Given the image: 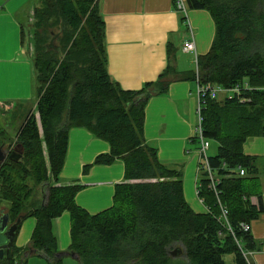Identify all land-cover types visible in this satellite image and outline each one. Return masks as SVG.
I'll return each mask as SVG.
<instances>
[{"label":"trees","instance_id":"16d2710c","mask_svg":"<svg viewBox=\"0 0 264 264\" xmlns=\"http://www.w3.org/2000/svg\"><path fill=\"white\" fill-rule=\"evenodd\" d=\"M185 2L187 13L211 14L216 31L210 50L197 56L196 70L181 72L168 45L166 68L136 90L124 89L108 71L100 0L30 2L31 25H22V40L34 69L35 110L9 140L8 124L0 121V148L10 154L18 144L23 147L18 161L7 157L0 164V201L9 203L2 209L12 221L33 217L36 223L29 247L14 243L0 264H24L30 249L47 264H64L53 225L64 212L72 218L70 252L79 264H228L226 254L233 255V264H253L249 251L259 250L261 242L242 224L264 212V196L257 158L244 146L264 137V0ZM176 80L224 88L248 84L240 95L200 100L203 136L219 143L217 154L209 156L216 188H210L208 175L196 188L205 213L195 212L185 199L183 167L160 160L144 136L148 101L167 94ZM74 127L109 143L110 152L97 156L95 164L125 165L113 205L97 214L77 204L80 184L60 183ZM195 140L199 149L197 135ZM178 249L181 253L172 255Z\"/></svg>","mask_w":264,"mask_h":264},{"label":"crops","instance_id":"0c3cea01","mask_svg":"<svg viewBox=\"0 0 264 264\" xmlns=\"http://www.w3.org/2000/svg\"><path fill=\"white\" fill-rule=\"evenodd\" d=\"M31 1L0 0V109L4 103L9 104L12 111L18 107V119L7 125L13 131L29 111L35 110L34 69L29 48L22 40V25L28 26ZM100 6L105 21L108 71L124 89H140L147 82L157 80L170 61V44L175 49L172 58L177 70H192L185 58L195 54L183 52L184 42L193 33L199 56L208 53L215 36V23L207 10H188L187 19L182 21V13L176 10L174 0H100ZM197 106L196 81L172 82L167 94L155 95L148 101L144 136L148 143L157 147L160 160L183 167L185 199L195 212L205 213L207 208L196 189L201 163L197 151L199 144L194 141ZM244 151L257 159L264 157V137L250 138ZM109 152V143L87 129L74 127L70 130L60 183L76 181L82 186L76 202L90 214L113 205L116 184L125 178L122 160L95 164L97 156ZM252 200L258 202L256 197ZM35 223L33 217L21 220L14 242L17 247H29ZM53 225L64 264L66 259L79 264L76 259H70V213L64 212L54 219ZM250 226L261 246L259 250L249 251V256L253 264H264V212ZM25 254L39 257L33 249Z\"/></svg>","mask_w":264,"mask_h":264},{"label":"built area","instance_id":"2783aa9c","mask_svg":"<svg viewBox=\"0 0 264 264\" xmlns=\"http://www.w3.org/2000/svg\"><path fill=\"white\" fill-rule=\"evenodd\" d=\"M176 6L177 9L179 11H181L184 14H187V6H186V2L185 0H176ZM183 52L185 53H194L196 60H197V52H196V44H195V40H194V35L193 33L191 34V36H189L187 38V40L184 42L183 44ZM248 84H245L243 87H241L239 84H237L236 86H234L233 88H224V87H219V86H212L210 84H205V85H200L199 83H197V95H198V106H197V128H196V135L199 137L200 139V147L197 150L198 154L201 158V163L200 165L202 166V168H204L207 172H208V178L210 179V188H216V185L218 183V179L215 177L214 175V171L209 163V155H208V150L210 148V142L208 139H206L203 136V129H202V115H201V111H202V107H201V103L200 100L201 98L205 97V96H209L211 98H218V95L221 92H225L227 95H231V94H238L240 95L242 93V88H247ZM264 91V88H263ZM200 167V166H199ZM201 169V168H199ZM239 171L241 175L245 174V170L239 166ZM203 202V200H202ZM226 215H227V210L223 207L222 208V218L226 220ZM226 224L228 225V227L231 229V227L229 226L228 222H226ZM242 227L245 231H249L251 230V226L248 223H243Z\"/></svg>","mask_w":264,"mask_h":264},{"label":"rangeland","instance_id":"374dc122","mask_svg":"<svg viewBox=\"0 0 264 264\" xmlns=\"http://www.w3.org/2000/svg\"><path fill=\"white\" fill-rule=\"evenodd\" d=\"M31 25V22H28V26ZM27 44V42H26ZM179 55V54H178ZM189 65L191 66V69L192 70H196L197 69V64H196V57L195 56H192V55H189V56H186V58ZM218 98H223V97H226V93L225 92H221L219 95ZM7 105V106H6ZM1 117H0V121H1V124L2 126L4 125V121L8 124V125H12L14 124V122L18 119L19 117V114H20V111H18V107H16L13 111L12 109H10V105L9 104H3L2 107H1ZM18 128V127H17ZM6 129H7V134H6V138L9 140L10 138H13V136L16 135L17 131H13V128H8L6 126ZM209 142H210V148L209 150L207 151L208 152V155L209 156H214L217 154L218 152V147H219V143L213 139H209ZM250 140V139H249ZM248 142V141H247ZM259 160V161H258ZM257 165H258V169H259V173L258 175L260 176V181L262 182V189H263V196H264V157L262 158H259L257 159ZM200 168L202 169L199 173V179H203L207 176L206 173H204V171H206L204 168H202V166H200ZM215 177H217V173L215 172L214 173ZM197 198V197H196ZM198 199V198H197ZM9 205V203L6 201V200H2L0 201V208L2 207H7ZM70 259H73V257L70 255ZM75 259V258H74ZM78 261V259H76ZM225 260L227 261L228 264H233V255L232 254H226L225 255ZM45 261H42V259L40 257H34V256H30L29 258H27L25 261H24V264H47V263H44ZM66 264H77L75 263L74 260L70 261L68 259H66ZM71 262V263H70Z\"/></svg>","mask_w":264,"mask_h":264},{"label":"water","instance_id":"95a60500","mask_svg":"<svg viewBox=\"0 0 264 264\" xmlns=\"http://www.w3.org/2000/svg\"><path fill=\"white\" fill-rule=\"evenodd\" d=\"M23 152V147L21 144L15 148L10 154L0 148V164L3 163L7 157H9L13 161H18ZM21 220L19 219L15 223H11V219L8 214H4L0 216V259L3 258L6 252L14 245L15 237H16V230L18 228L19 223ZM181 249L175 250L172 252V255H179L181 253ZM70 255L78 259L77 255L70 252Z\"/></svg>","mask_w":264,"mask_h":264},{"label":"flooded vegetation","instance_id":"af4514ba","mask_svg":"<svg viewBox=\"0 0 264 264\" xmlns=\"http://www.w3.org/2000/svg\"><path fill=\"white\" fill-rule=\"evenodd\" d=\"M6 152H7V149H4ZM7 154H8V152H7ZM4 214H6V212L2 209V208H0V216L1 215H4ZM11 219V218H10ZM11 223L13 224V223H15L14 221H12L11 220ZM21 223V222H20ZM20 223H19V225H20ZM19 225H18V228H19ZM18 228H17V230H16V233L18 232Z\"/></svg>","mask_w":264,"mask_h":264}]
</instances>
